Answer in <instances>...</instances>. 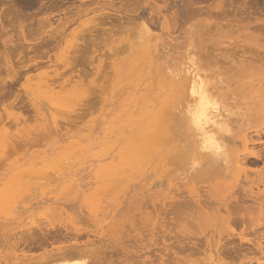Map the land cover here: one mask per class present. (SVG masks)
<instances>
[{
	"label": "rangeland",
	"instance_id": "1",
	"mask_svg": "<svg viewBox=\"0 0 264 264\" xmlns=\"http://www.w3.org/2000/svg\"><path fill=\"white\" fill-rule=\"evenodd\" d=\"M11 1L0 0V86L11 81L0 88V264L40 263L75 240L91 245L89 264H264V0H70L29 24ZM43 16L51 28L21 42ZM139 19L152 34L140 37ZM58 25L67 32L51 47ZM191 71L222 104L216 166L174 159ZM156 124L171 127L169 145L146 153Z\"/></svg>",
	"mask_w": 264,
	"mask_h": 264
},
{
	"label": "bare ground",
	"instance_id": "2",
	"mask_svg": "<svg viewBox=\"0 0 264 264\" xmlns=\"http://www.w3.org/2000/svg\"><path fill=\"white\" fill-rule=\"evenodd\" d=\"M9 0H7V2H8ZM11 1V0H10ZM13 2L14 1H16V0H12ZM11 1V2H12ZM69 1L70 0H62V1H59V0H47V1H44V0H27V1H23V0H20V3L21 2H23V3H25V5H21V6H26L25 8H26V10L28 11V12H26V14H24L25 12L24 11H26L25 10V8L24 9H19V7H18V10H16V8L15 7H17V6H15V5H17V4H19V2L16 4V2H14L15 3V5H11V6H13L14 8H11L10 10H11V13L10 14H12V15H14V16H12V17H16V18H13V19H16V20H24V21H26V23H30V21H29V19L31 20V18L33 19V17L34 16H37V15H41L42 14V12H48V11H51V10H58L59 12L61 11V10H63V6H65L66 4L65 3H68V4H70L69 3ZM134 1V0H133ZM136 1V0H135ZM141 1V0H140ZM10 2V4H14L13 2L11 3ZM48 2V3H47ZM186 2V1H185ZM189 2V1H188ZM188 2H186V3H188ZM192 2H194L193 0H192ZM84 3V2H83ZM128 3V2H127ZM133 3V2H132ZM141 3V2H140ZM182 3V2H181ZM9 4V3H8ZM65 4V5H64ZM68 4H67V6H66V10L67 9H69L68 8ZM73 3H71V5H72ZM136 4V3H135ZM139 4V3H138ZM102 5V4H101ZM106 5V4H105ZM104 5V6H105ZM116 5V4H115ZM177 5V4H176ZM180 5V4H179ZM187 5V4H186ZM191 5V4H190ZM10 6V5H9ZM9 6L8 7H6L5 9L6 10H9V9H7V8H9ZM20 6V7H21ZM75 6V5H74ZM103 6V5H102ZM80 7V6H79ZM139 7V6H138ZM182 7V6H181ZM180 7V8H181ZM27 8H32V10H33V8H35V10H36V14L34 13V10H33V12L32 11H30L31 9H27ZM103 8V7H102ZM110 8V7H109ZM143 8V7H142ZM179 8V7H178ZM184 8V7H183ZM12 9H13V11H14V9L16 10V11H18V12H13L12 13ZM64 9V10H65ZM101 9V8H100ZM137 9V8H136ZM139 9V8H138ZM137 9V10H138ZM141 9V8H140ZM185 9H186V7H185ZM185 9L183 10V12L185 11ZM187 9H189V8H187ZM187 9H186V12H187ZM191 9V8H190ZM20 10H24V11H21V12H24V13H21L20 12ZM63 10V11H64ZM70 10V9H69ZM118 10H119V8H118ZM123 10V9H122ZM121 10V11H122ZM133 10H135V9H133ZM137 10H135V12L137 11ZM182 10V9H181ZM57 11V12H58ZM81 11V10H80ZM98 11V10H97ZM177 11H178V9H177ZM9 12V11H8ZM29 12H31L30 14H29ZM53 12V11H52ZM70 12H72V10L70 11ZM84 13H85V11H83ZM83 12H81V15H82V13ZM88 12V11H87ZM91 12V11H90ZM132 12V11H131ZM134 11H133V13H135ZM138 13H139V11H137ZM182 12V13H183ZM41 13V14H40ZM48 13H51V12H48ZM83 13V14H84ZM128 13V12H127ZM130 13V12H129ZM132 13V15H134L135 16V14H133ZM180 14H181V12H179ZM188 13H189V10H188ZM191 13V12H190ZM9 14V15H10ZM98 14V13H97ZM101 14H102V11H101ZM109 14V16H106V17H110V12L109 13H105V14H102V16H104V15H108ZM114 14V13H113ZM178 14V13H177ZM176 14V15H177ZM3 15H4V13H3ZM2 15V16H3ZM8 15V16H9ZM99 15V14H98ZM97 15V16H98ZM175 15V16H176ZM179 15V14H178ZM177 15V16H178ZM8 16H7V18H8ZM32 16V17H31ZM93 16H95V15H93ZM97 16H95V17H92L91 18V20L93 21V18H94V20L96 19L97 20V18H99V17H97ZM115 16V15H114ZM120 16V15H119ZM176 16V17H177ZM181 16V15H180ZM10 17H11V15H10ZM27 17H31V18H28V20H26V18ZM50 17V16H49ZM49 17H46L45 16V18H44V16H43V18H41V17H38V18H41V19H39V21H38V25H39V27L37 28V30L35 29V33L32 31V30H30V31H28V34H25V31L27 32V27L29 26H27V27H22L23 28V30H22V28H21V30H22V32L21 33H23V34H21L22 36H24V38L22 37V38H20L21 40L22 39H24L23 41H21V42H24L27 38H28V35H30V37H31V35L33 36V35H40V34H43V32H46L45 31V29H43L44 27H50V26H52V21L50 22V20L51 19H49ZM74 17V16H73ZM80 17V16H79ZM105 17V16H104ZM104 17H102V18H104ZM105 17V18H106ZM112 17V16H111ZM122 17V16H121ZM129 17V16H128ZM137 17L138 18H141L142 17V15L140 16V13L139 14H137ZM136 17V18H137ZM6 18V19H7ZM21 18V19H20ZM22 18H24V19H22ZM37 18V19H38ZM68 19H69V17H67ZM135 18V19H136ZM34 19H36V18H34ZM36 19V20H37ZM67 19V20H68ZM118 18H116V20H117ZM121 19V18H120ZM122 19H123V17H122ZM125 19V18H124ZM150 19V18H149ZM148 19V21L149 22H151L150 20ZM15 20V21H16ZM66 20V19H65ZM72 19H70V21H71ZM95 20V21H96ZM132 20V19H131ZM137 20V19H136ZM139 20H141V19H139ZM22 21H18L19 23H18V25L19 24H23V22ZM27 21H29V22H27ZM33 21V20H32ZM35 21V20H34ZM34 21H33V23H34ZM74 21V20H73ZM98 21H100V20H97V22ZM104 21V20H103ZM102 21V22H103ZM105 21H106V19H105ZM129 21V20H128ZM133 21H135V20H133ZM138 21V20H137ZM21 22V23H20ZM63 21H61L60 22V25H61V23H62ZM66 21H64V23H65ZM102 22L100 21V23H101V25H102ZM127 22V21H126ZM130 22V21H129ZM152 22H153V20H152ZM151 22V23H152ZM161 22V21H160ZM8 24V23H11L10 22V20H6L5 21V24ZM32 23V24H33ZM63 23V24H64ZM154 23H156V22H154ZM4 24V25H5ZM6 24V25H7ZM66 24V23H65ZM68 24V23H67ZM139 24V32H138V34L140 35V37H141V35H143V36H145V35H148V33H151V32H149V31H151L150 29H149V25H148V23L147 22H145V20L144 19H142L141 20V23H138ZM37 25V26H38ZM80 25H81V23H80ZM151 25V24H150ZM158 25V24H157ZM19 26H21V25H19ZM31 26L32 25H30L29 27H28V30H29V28L31 29ZM35 26V25H34ZM96 26V25H95ZM113 26V25H112ZM5 27V26H4ZM58 27H59V25H58ZM64 27V26H63ZM97 27V26H96ZM156 27V26H155ZM51 28V27H50ZM55 28V27H54ZM53 27H52V29H54ZM61 28H62V26H61ZM60 27L59 28H55V31L54 32H50V34H51V36H50V44H48V40H44V38H42L44 41H45V43H44V41H43V43H44V45L45 44H48V45H50L51 46V44H53V43H55V44H57L58 42H60V40L58 41L57 39V41L58 42H54V41H56V40H53L52 41V39H51V37L53 36V35H55V33H57L58 34V29H59V31H60V29H61ZM67 29H68V27H66ZM57 29V30H56ZM62 29H65V27L64 28H62ZM61 29V30H62ZM66 29V30H67ZM99 29V28H98ZM48 30V29H47ZM87 30V29H86ZM92 30V29H91ZM32 31V32H31ZM63 32H59V34H61L62 35V33H64L63 35H65V32H67V31H65V30H62ZM65 31V32H64ZM89 31H90V29H89ZM47 32H49V31H47ZM46 34V33H45ZM67 34V33H66ZM145 34V35H144ZM152 34V33H151ZM1 36V35H0ZM45 36V39H48V37H49V33H48V37H46V35H44ZM43 36V37H44ZM57 38L59 37V35H55ZM55 36H53V37H55ZM142 36V37H143ZM29 37V38H30ZM41 39V38H40ZM62 39V38H61ZM17 40V39H16ZM18 40H19V38H18ZM34 40V39H33ZM36 40H37V38H36ZM63 40V39H62ZM38 41V40H37ZM42 41V40H41ZM52 41V42H51ZM20 43V42H19ZM18 43V44H19ZM38 43H39V41H38ZM37 43V44H38ZM17 44V43H16ZM22 44V43H21ZM20 44V46H22ZM25 44V43H24ZM29 44V43H28ZM36 44V43H35ZM52 45L51 47H53V46H56V45ZM15 45V44H14ZM30 45V44H29ZM47 45V46H48ZM58 45V44H57ZM10 46V45H9ZM24 46H26V45H24ZM37 46V45H36ZM38 46L42 49L43 48V46L42 45H40V44H38ZM46 46V45H45ZM44 46V47H45ZM46 46V48H47V50L48 49H50V47L48 48ZM17 46H15L14 48H16ZM23 47V46H22ZM27 47H29V46H26V48ZM19 48V46L16 48V49H18ZM39 48V49H40ZM38 49V48H37ZM44 49V48H43ZM33 50H35V49H33ZM23 51V50H22ZM49 51V50H48ZM24 52H26V51H24ZM34 52V51H33ZM47 52V51H46ZM30 53V52H29ZM28 53V54H29ZM46 55V54H45ZM32 55H30V57H31ZM42 56V55H41ZM41 56L39 57L40 59H41ZM35 57V56H34ZM43 57V56H42ZM27 58V57H26ZM32 58H33V56H32ZM36 58V57H35ZM28 59V58H27ZM24 60V59H23ZM33 59H31V61H32ZM39 60V59H38ZM20 62L22 61L21 59L19 60ZM30 61V60H29ZM23 62V61H22ZM34 62H36V61H34ZM25 64H27V63H25ZM14 65V64H13ZM31 65V62L30 63H28V65H27V69H28V66H30ZM21 66V65H20ZM34 66V65H33ZM36 66L38 67V64H37V62H36ZM42 66V65H41ZM45 66V65H44ZM47 66V65H46ZM49 66H50V64H49ZM17 67V66H16ZM18 67H19V65H18ZM18 67H17V69H18ZM31 67V66H30ZM35 67V66H34ZM19 68H21V67H19ZM23 69H24V67H22ZM54 68H56V67H54ZM53 68V69H54ZM16 69V68H15ZM56 70V69H55ZM2 71V70H1ZM18 71V70H17ZM16 70H15V72H17ZM19 71H21V70H19ZM28 71V70H27ZM27 71H25V72H27ZM33 71H34V69H33ZM22 72V71H21ZM50 72V71H49ZM53 72V71H52ZM194 72V74H192V76H190V78H189V87L187 88V91H189V93H188V96L187 97H185V99L180 103V105H179V107H178V104H177V107L178 108H180V110L182 111V114H180L181 116H180V118H179V120H178V122H179V126L180 127H182V128H180V131H182L183 130V128H184V130L181 132L182 134H180L181 135V138H182V141L180 140V138L178 137V139H179V141L180 142H183V134H184V131H186L185 133H186V135H185V137H186V139H188L187 140V143H184V145H185V150H184V147L182 148L181 147V149H180V146H175L176 148H178L177 149V151H179L178 152V154L181 152V154L180 155H178L177 156V153L176 152H174L175 153V157H174V159L176 160V157L178 158V159H180V162H177V163H179V164H181V163H186V161L187 160H189L190 161V159L191 160H200V159H208L209 161L208 162H210V163H213V164H210V163H207V161H206V163L207 164H209V165H213V166H216V165H218L219 164V162H220V156L225 152L224 151V146H223V143H222V139H221V137H223L222 135L224 134V132L228 129V127H227V124H226V122H224L222 119H221V116H220V110L222 109V104H221V102L218 100V99H216L215 97H214V95H212L211 94V92L207 89V87L202 83V80H199L198 79V74L195 72V71H191L190 73H193ZM4 73H5V70H4ZM64 73V72H63ZM101 73V72H100ZM20 74V73H19ZM33 74V73H32ZM31 74V75H32ZM59 74V73H58ZM57 74V75H58ZM28 75V74H27ZM31 75L29 76V77H26V79H24L25 81H27L28 79H30V77H31ZM38 75V74H37ZM48 75V74H47ZM47 75H45V76H47ZM25 76H26V74H25ZM25 76H23V78H25ZM35 76V75H34ZM43 76V75H42ZM41 76V77H42ZM44 76V77H45ZM4 78V77H3ZM28 78V79H27ZM36 78H38V76L36 77ZM15 79V78H14ZM13 79V80H14ZM19 79V78H18ZM31 79H33V76L31 77ZM30 79V80H31ZM3 80V79H2ZM2 80H0V81H2ZM5 80V79H4ZM22 80V79H21ZM29 80V81H30ZM52 80V79H51ZM7 81H9V79L7 80L6 79V81H4V83H1V84H4L5 86H7L8 84H6L7 83ZM15 81H16V79H15ZM19 81H20V79H19ZM9 82H11V81H9ZM14 82V81H13ZM47 82V81H46ZM44 83V85H48V83ZM50 82V81H49ZM17 83V82H16ZM55 83V82H54ZM59 84V83H58ZM66 85V84H65ZM69 85V84H68ZM4 86V87H5ZM185 86V85H184ZM183 86V87H184ZM186 86H188L187 84H186ZM4 88L3 86H0V88ZM65 87V86H64ZM182 87V88H183ZM1 88V89H2ZM6 88V87H5ZM4 88V89H5ZM54 88H56V87H54ZM193 88H195V90H196V93H197V95L196 96H194L193 95ZM3 89V90H4ZM7 89V88H6ZM63 89V88H62ZM2 90V91H3ZM201 90H203V95L205 96V98L207 99V101H209L214 107H211V108H207V110H206V119H204L203 120V122H202V127H201V129H197L196 127H195V125L193 124V116L194 115H196L197 114V112H198V110H199V105H200V94H201ZM1 91V90H0ZM186 91V90H185ZM11 92V91H10ZM0 93H2V92H0ZM1 95V94H0ZM2 95H4V93H2ZM9 95H11V94H9ZM9 95H7V96H9ZM5 97V96H4ZM5 98H7L8 99V97H5ZM7 99H5V100H7ZM1 100V99H0ZM2 101H4V100H2ZM168 105L170 104V103H167ZM168 105L166 106V107H168ZM170 106L171 105H169V107H168V109L170 108ZM215 106H218V107H215ZM171 109H172V107H171ZM173 110V109H172ZM170 111V110H169ZM169 111H164L163 113H165V116L168 118V113H169ZM174 111V110H173ZM162 113V112H161ZM127 115V114H126ZM163 115V114H162ZM178 116V115H177ZM2 117V116H1ZM162 117V116H161ZM11 118V117H10ZM23 120V119H22ZM159 120H161V119H159ZM164 120H166L165 118L163 119V117H162V120H161V122H163ZM172 120H173V118H172ZM10 121H11V119H10ZM165 122V121H164ZM169 122H171L170 121V119H169ZM167 123V122H166ZM172 123H174V121L172 122ZM14 124V123H13ZM164 125H165V123H163ZM163 124H156V126L157 125H159L157 128H156V130H155V134L153 135L152 133H153V131L151 132V134L152 135H150V134H147V135H149L147 138H145V140L147 141L146 143H148V146H150V147H147V148H145L147 151H145L146 153H150V150L152 151V149H151V143L150 142H152V144H156L157 142H159L158 144L160 145V146H162L161 148H165L166 147V145H165V143H163L164 141H165V139L166 138H164L163 137V135L162 134H165V133H167L168 131V129H170L171 127L169 126V128H167L166 126H164ZM14 126V125H13ZM61 126V125H60ZM64 126V125H63ZM7 127V126H6ZM175 127V126H174ZM62 128V127H61ZM165 129V130H164ZM167 129V130H166ZM182 129V130H181ZM164 130V131H163ZM158 131V132H157ZM162 131V132H161ZM171 131V130H170ZM180 131H179V133H180ZM160 132V133H159ZM150 133V132H149ZM169 133V132H168ZM171 133V132H170ZM15 135V134H14ZM183 135V136H182ZM175 136V135H174ZM173 136V137H174ZM177 137V136H176ZM136 138V137H135ZM160 138H162V140L161 141H163V142H161L160 141ZM49 139V138H48ZM148 139V140H147ZM212 139H214L215 140V142H216V144H218V146H219V148H220V151H215V150H205L204 149V143H205V141L207 140L208 142H209V147L211 148V141H212ZM136 140H139L138 138L136 139ZM144 140V139H143ZM170 140V139H169ZM48 141V140H47ZM171 141V140H170ZM169 141V142H170ZM132 142V141H131ZM131 142H129V144L131 143ZM160 142H161V144H160ZM166 142V141H165ZM176 143V142H175ZM178 143V142H177ZM176 143V144H177ZM166 144H168L167 142H166ZM143 145V144H142ZM169 145V144H168ZM181 145H183V144H181ZM187 145V146H186ZM9 146V145H8ZM144 146V145H143ZM142 146V147H143ZM135 147V146H134ZM154 147V146H153ZM133 148V147H132ZM132 148H130V149H132ZM139 148V147H138ZM150 148V149H149ZM155 148V147H154ZM172 148H173V146H172ZM175 148V149H176ZM125 149V148H124ZM135 149V148H134ZM142 149V148H141ZM140 149V151L142 152V150ZM166 149V148H165ZM167 150H168V148H167ZM172 150V149H171ZM144 151V150H143ZM163 151V150H162ZM164 151H166V150H164ZM163 151V153L165 154L166 152H164ZM174 151V150H173ZM140 153V152H139ZM121 154V153H120ZM124 154H125V152H124ZM144 155V153H141V155ZM163 154V155H164ZM142 155V156H143ZM147 155V154H146ZM136 156H138V155H135V158H136ZM162 156V155H161ZM165 156V155H164ZM143 157H145V156H143ZM140 158V157H139ZM174 162V161H173ZM188 162V161H187ZM175 163V162H174ZM191 203H193V202H191ZM195 203V202H194ZM187 204H188V202H187ZM182 205H185V204H182ZM181 205V206H182ZM57 208H58V206H57ZM52 209V208H51ZM56 209V208H55ZM40 212V211H39ZM62 212V211H61ZM60 212V213H61ZM53 213H55V212H53ZM57 213V212H56ZM55 213V214H56ZM87 213V212H86ZM59 214V213H58ZM57 214V215H58ZM30 215V214H29ZM28 215V216H29ZM33 215V214H32ZM87 215V214H86ZM31 216V215H30ZM69 218V217H68ZM63 219V218H62ZM74 219V218H73ZM83 219V218H82ZM41 220V219H40ZM60 220V219H59ZM68 221H69V219H67ZM87 220V219H86ZM88 221V220H87ZM2 223V222H1ZM73 223V222H72ZM77 223V222H76ZM3 225V224H2ZM74 225V224H73ZM39 226V225H38ZM45 226V225H44ZM19 228V227H18ZM75 228V227H74ZM78 228V227H77ZM67 230H69V229H67ZM72 231V230H71ZM79 231V230H78ZM57 235V234H56ZM58 236V235H57ZM60 236H62V235H60ZM81 236V235H80ZM76 237V236H75ZM59 238V237H58ZM70 238V237H69ZM67 239V241L66 242H68L70 239ZM72 238H74V237H72ZM54 239V238H53ZM57 239V238H56ZM55 240V239H54ZM75 240V239H74ZM60 241H61V239H60ZM59 241V242H60ZM65 241V240H64ZM77 241H78V239H77ZM57 242V241H56ZM55 242V243H56ZM61 242H63V241H61ZM72 242V243H71ZM70 243L72 244H70L69 242V244L68 245H70L71 247L70 248H68L67 249V247H69V246H67V247H65L64 245H67L65 242V244L63 243V246H62V243H61V247L62 248H60V246H58V248H59V252H57L56 254H54V256H56V257H54L51 253V251H50V253L49 254H51L50 256L53 258V259H51L50 258V256L46 259V260H40V263H38V261H37V263L38 264H89V261H88V258H89V255H91V254H89V252H90V250H88V248L89 247H91V245H87L88 243H85V244H82L81 245V243L80 242H76V240L74 241V243H73V241H71ZM59 244V243H58ZM75 244H77L78 246H73V245H75ZM79 244L81 245V246H79ZM84 245H86L87 246V248H86V246H84ZM86 248L87 250H84V248ZM101 247V246H100ZM20 248V247H19ZM46 248V247H45ZM58 248H56V249H58ZM47 249H49V248H47ZM51 249H53V246H52V248H50L49 250H51ZM56 249H54V250H56ZM53 250V251H54ZM24 251V250H23ZM47 251V250H46ZM55 252V251H54ZM31 253V252H30ZM25 254V253H24ZM47 254H48V252H47ZM48 254V255H49ZM89 254V255H88ZM95 254V253H94ZM93 254V255H94ZM22 255H23V253H22ZM219 255V254H218ZM20 256V255H19ZM92 256V255H91ZM170 256V255H169ZM30 257V256H29ZM42 257V256H41ZM220 257V256H219ZM17 258H19V257H17ZM20 258H21V256H20ZM46 258V257H45ZM167 258V257H166ZM28 259V258H27ZM42 259H44V258H42ZM161 259V258H160ZM169 259V258H168ZM28 260H30V259H28ZM33 260V259H32ZM90 260V259H89ZM92 260V259H91ZM90 260V261H91ZM94 260V259H93ZM99 260V259H98ZM163 260H165V259H163ZM167 260V259H166ZM219 260V259H218ZM221 260V259H220ZM31 261V260H30ZM36 261V260H35ZM94 262V261H93ZM96 262L97 261H95L94 262V264H96ZM36 263V264H37ZM91 263V262H90ZM26 264V263H25ZM31 264V263H30ZM32 264H33V262H32ZM34 264H35V262H34Z\"/></svg>",
	"mask_w": 264,
	"mask_h": 264
},
{
	"label": "snow or ice",
	"instance_id": "3",
	"mask_svg": "<svg viewBox=\"0 0 264 264\" xmlns=\"http://www.w3.org/2000/svg\"><path fill=\"white\" fill-rule=\"evenodd\" d=\"M193 95L196 96V90L193 88ZM214 107L203 95V90H201L200 94V105H199V110L196 115L193 116V124L197 129H201L202 127V122L204 119H206V110L207 108ZM218 107V106H215ZM204 149L205 150H215V151H220V148L218 144H216L215 140L212 139L211 141V148L209 147V142L206 140L204 143Z\"/></svg>",
	"mask_w": 264,
	"mask_h": 264
}]
</instances>
